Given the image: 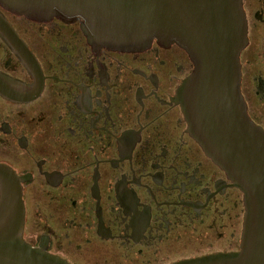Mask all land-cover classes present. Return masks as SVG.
I'll use <instances>...</instances> for the list:
<instances>
[{"label":"flooded vegetation","instance_id":"1","mask_svg":"<svg viewBox=\"0 0 264 264\" xmlns=\"http://www.w3.org/2000/svg\"><path fill=\"white\" fill-rule=\"evenodd\" d=\"M240 93L264 131V0H242ZM0 166L20 179L23 239L68 264H174L240 250L242 191L176 102L184 49L91 44L81 19L0 5ZM21 99V100H18Z\"/></svg>","mask_w":264,"mask_h":264},{"label":"water","instance_id":"2","mask_svg":"<svg viewBox=\"0 0 264 264\" xmlns=\"http://www.w3.org/2000/svg\"><path fill=\"white\" fill-rule=\"evenodd\" d=\"M34 20L80 18L89 42L140 51L156 40L186 51L194 70L176 102L189 132L238 187L245 215L240 250L174 264H264V131L246 113L239 54L247 43L242 0H0ZM8 26L0 19V30ZM21 100V99H18ZM20 179L0 166V264H68L23 239Z\"/></svg>","mask_w":264,"mask_h":264}]
</instances>
